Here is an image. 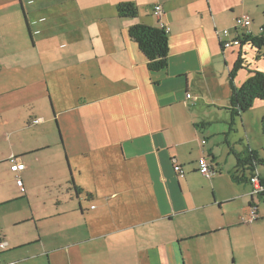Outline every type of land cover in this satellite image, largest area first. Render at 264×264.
Instances as JSON below:
<instances>
[{
	"label": "crops",
	"instance_id": "0c3cea01",
	"mask_svg": "<svg viewBox=\"0 0 264 264\" xmlns=\"http://www.w3.org/2000/svg\"><path fill=\"white\" fill-rule=\"evenodd\" d=\"M37 1L28 11L0 0V264H264V197L231 179L229 152L259 153L264 101L233 131L226 111L237 58L239 87L264 72V46L224 49L217 35L233 36L245 14V34L260 36L264 0ZM124 2L136 18L118 17ZM156 4L169 52L150 71L128 30L159 28ZM11 156L25 165L18 175ZM203 156L217 171L210 180L197 172ZM247 243L256 259L241 255Z\"/></svg>",
	"mask_w": 264,
	"mask_h": 264
},
{
	"label": "trees",
	"instance_id": "16d2710c",
	"mask_svg": "<svg viewBox=\"0 0 264 264\" xmlns=\"http://www.w3.org/2000/svg\"><path fill=\"white\" fill-rule=\"evenodd\" d=\"M119 18L134 19L138 16V8L135 3L124 2L116 6ZM128 37L137 45L138 49L147 60V67L150 71H158L167 67V55L169 52L168 33L161 28L150 27L143 24H135L128 30ZM240 45L237 49H241L246 45L260 50L264 46V27L260 36L252 37L251 35L241 34L239 37ZM256 58H259L257 56ZM244 60L239 56L229 72L230 96L229 104L226 108L230 116L228 122L229 131H233L236 118H240L242 114L248 112L256 101H264V72L249 71V76L241 86H236L235 78L239 70L244 68ZM261 133L264 135V115L260 121ZM202 141L204 142L202 144ZM201 145H205L206 141L202 140ZM229 152L234 156L235 167L231 174V179L235 183H248L249 177L257 172L259 166L264 165V159L259 157L256 150L246 147L241 152H235L229 147ZM199 160V159H198ZM198 160L196 162L198 172ZM210 163V162H209ZM177 164V163H176ZM180 165V164H179ZM213 166V165H211ZM183 170V167L180 165ZM214 168V166H213ZM185 177V171L183 170ZM248 173V177L246 176ZM241 174V175H238ZM264 185V180L261 178Z\"/></svg>",
	"mask_w": 264,
	"mask_h": 264
},
{
	"label": "built area",
	"instance_id": "2783aa9c",
	"mask_svg": "<svg viewBox=\"0 0 264 264\" xmlns=\"http://www.w3.org/2000/svg\"><path fill=\"white\" fill-rule=\"evenodd\" d=\"M152 13L159 22L158 27L163 29L166 33H168V28L165 26V24L162 21V18L164 15L162 6L159 4H156L152 9ZM251 24H252V19L250 18V16L242 14L235 19V25H234L235 32L233 36H230L228 29H223L217 32L218 39L222 47L224 49L238 47L240 45V40H239L240 35L242 33H246V31H248ZM260 32H262V29ZM186 99H191V95L187 94ZM203 143L204 142L202 141V144ZM9 163H10L9 171L15 175H18L19 173L25 170V165L21 161H19L17 158H15L14 156H11L9 158ZM211 165L212 164L209 163L204 156L198 160V173L207 180L212 179L217 174V171ZM173 171L175 172L176 176L178 175L179 177H183L184 175V172L182 168L180 167V165L176 164L175 162L173 163ZM16 185L20 188L21 193L25 192L21 179L16 180ZM249 185L251 186L250 195L252 197L254 196L264 197V185L262 184L261 177L257 172L253 173L249 177ZM256 212L257 211H256L255 206L250 207L249 216L247 219H245V222L250 223L253 220H255L257 218ZM2 246L3 245L0 244V248Z\"/></svg>",
	"mask_w": 264,
	"mask_h": 264
},
{
	"label": "rangeland",
	"instance_id": "374dc122",
	"mask_svg": "<svg viewBox=\"0 0 264 264\" xmlns=\"http://www.w3.org/2000/svg\"><path fill=\"white\" fill-rule=\"evenodd\" d=\"M17 1H18V3H19V7H20V8H22L21 6H23V7H25L26 9H28V11H29V10H33V9H36V8H39V7H40V8L42 7V3L38 2L37 0H35V1H36V4H34V5H32V6L26 4V2H27L28 0H17ZM20 3H21V4H20ZM215 113H217V117H218L219 115L221 116V115H223V114L226 115L225 112H223L222 110H220L219 113H218L217 111H216ZM205 115L208 116V115H209V111L206 112ZM217 117H216V116H215V117L212 116L213 119H214V118H217ZM215 120H216V119H215ZM218 120H220V119H218ZM218 125H219V124H218ZM218 125L214 124L212 130H213V131L216 130V127H218ZM255 133H256V134L259 133V132H258V125H257V124H256V127H255ZM260 133H261V129H260ZM253 142H254V144H255V146H256L257 148H261V149L259 150V153H260L261 156H264V147H262V146H264V135H263L262 133L259 134V136L256 135V140H254ZM258 169H259V172H261V170H263L264 168H263V167H259ZM247 175H248V173H246V176H247ZM203 178H204V177H203ZM204 179H205V178H204ZM39 189H40V188H39ZM40 194H41V192L39 193V196H40ZM40 199H41V200L44 199V196H41ZM9 208H10V207H8V208H4V209L1 210V211H2L3 213H5V212H7V210H8ZM263 226H264V224L262 225V227H263ZM244 235H245L246 237H244ZM256 235L258 236V241L260 240L261 243H264V229H260ZM240 237H242V238L244 239V241H248V240L254 241V240H255V237L252 236V235H250V234H248L246 231L241 232ZM249 242H250V241H249ZM249 242H248V243H249ZM248 243L244 246V249H243V251L241 252V255H242V256H246V258H249V260H250V259H256V257H257V255H256V251H255L253 248H250V245H249Z\"/></svg>",
	"mask_w": 264,
	"mask_h": 264
},
{
	"label": "clouds",
	"instance_id": "9594fccd",
	"mask_svg": "<svg viewBox=\"0 0 264 264\" xmlns=\"http://www.w3.org/2000/svg\"><path fill=\"white\" fill-rule=\"evenodd\" d=\"M242 34H245V33H242ZM260 34H261V32H260ZM241 36V35H240ZM221 44V43H220ZM222 46V45H221Z\"/></svg>",
	"mask_w": 264,
	"mask_h": 264
}]
</instances>
